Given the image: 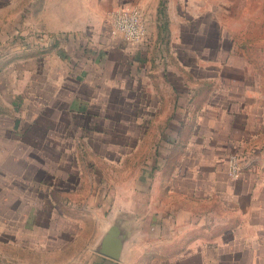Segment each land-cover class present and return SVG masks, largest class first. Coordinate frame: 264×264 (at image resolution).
<instances>
[{
	"label": "rangeland",
	"instance_id": "obj_1",
	"mask_svg": "<svg viewBox=\"0 0 264 264\" xmlns=\"http://www.w3.org/2000/svg\"><path fill=\"white\" fill-rule=\"evenodd\" d=\"M40 8L0 0V264H79L133 208L187 221L178 257L141 246L133 264H264L228 186L233 156L238 178L264 169L248 155L264 145V0H170L154 21L136 7L142 36L111 22L113 48L41 38Z\"/></svg>",
	"mask_w": 264,
	"mask_h": 264
},
{
	"label": "crops",
	"instance_id": "obj_2",
	"mask_svg": "<svg viewBox=\"0 0 264 264\" xmlns=\"http://www.w3.org/2000/svg\"><path fill=\"white\" fill-rule=\"evenodd\" d=\"M167 1L170 0H39V34L41 38L51 40L62 35L76 39L85 33L92 40L104 38L103 41L113 48L114 39L119 37V34L111 32V22L117 9L136 6L147 21H154ZM251 150L255 152L250 151L251 155L248 154L250 160L264 167V145L251 147ZM259 168L256 165L239 178H228V186L233 180L237 182L238 188L242 184L243 203L239 209L243 213L245 229H249V232H245L248 236H252L253 229H264V169L260 171ZM233 190L236 191V188ZM227 198L236 204L235 200ZM168 211H149L141 219L140 212L133 208L134 222L116 219L117 222L113 223L109 217L88 244V249L79 252V259L76 258L78 263L133 264V260L140 258L141 246L142 252H145L143 258L155 261L173 259L177 250L182 253L178 241L187 221L186 215H180L182 219H179L178 216L173 217V211ZM120 214L125 213L119 208L111 216ZM174 218L177 222L173 221ZM258 234L261 237L260 244H264V230ZM135 253L139 256H135Z\"/></svg>",
	"mask_w": 264,
	"mask_h": 264
},
{
	"label": "built area",
	"instance_id": "obj_3",
	"mask_svg": "<svg viewBox=\"0 0 264 264\" xmlns=\"http://www.w3.org/2000/svg\"><path fill=\"white\" fill-rule=\"evenodd\" d=\"M143 24L139 11L136 7H121L112 19V31L120 33L126 40L137 41L143 34ZM228 172L232 177L239 174L237 158L229 159Z\"/></svg>",
	"mask_w": 264,
	"mask_h": 264
}]
</instances>
